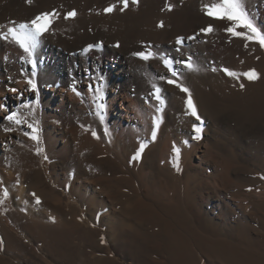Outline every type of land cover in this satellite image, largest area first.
<instances>
[{
  "label": "rangeland",
  "instance_id": "1",
  "mask_svg": "<svg viewBox=\"0 0 264 264\" xmlns=\"http://www.w3.org/2000/svg\"><path fill=\"white\" fill-rule=\"evenodd\" d=\"M7 3L0 0V7ZM220 4L129 0L123 8L120 0H23L11 9L14 16L0 17L2 38L21 22L55 13L43 42L60 47L95 38L90 56L99 49L112 57L107 45L151 51L161 70L150 76L140 57L142 75L150 78L139 95L140 119L123 127L99 121L91 139L80 130L87 143L82 168L54 159L41 124L16 116L23 123L0 128V264H264V46L226 31L235 22L207 14ZM244 5L264 29V0ZM209 25L213 31H200ZM252 69L256 80L243 75ZM168 79L189 90L199 120L187 108L189 93ZM194 125L202 129L199 139ZM31 135L41 139L32 149Z\"/></svg>",
  "mask_w": 264,
  "mask_h": 264
},
{
  "label": "bare ground",
  "instance_id": "2",
  "mask_svg": "<svg viewBox=\"0 0 264 264\" xmlns=\"http://www.w3.org/2000/svg\"><path fill=\"white\" fill-rule=\"evenodd\" d=\"M21 1L8 0L6 5L0 7V17L12 15L11 9ZM27 11L33 14L34 9ZM3 33L0 38V105L3 106L0 107V128L12 126V121L7 119L12 109L24 122L32 123L37 128L41 124L43 140L48 151L55 155V160L82 168L85 161L80 153L86 142L79 140L80 130H87L89 134L86 135L90 138L93 127L97 122H102L100 117L103 116V110L107 111L103 120L115 126L123 127L142 117L143 102L139 95L144 92V86L150 78L142 75V59L134 55L136 51L107 45L114 50L112 57L102 56L105 50L99 49L95 55L90 56L87 53L88 46L97 44L95 38L78 43L67 41L59 47L49 39L42 41L45 32L30 57L11 34ZM153 60L143 59L142 62L150 76L157 77L161 70L153 66ZM29 79L36 84L35 90L28 83ZM13 88L17 91L13 92ZM26 143L32 149L41 143V139H26ZM26 166L29 167V163ZM2 173L6 176L4 171ZM23 191L24 187L20 186L18 194L21 200ZM56 199L65 203L59 196Z\"/></svg>",
  "mask_w": 264,
  "mask_h": 264
},
{
  "label": "snow or ice",
  "instance_id": "3",
  "mask_svg": "<svg viewBox=\"0 0 264 264\" xmlns=\"http://www.w3.org/2000/svg\"><path fill=\"white\" fill-rule=\"evenodd\" d=\"M31 2V0H29ZM121 4L123 5V8H127L129 5V0H120ZM132 3H138L139 0H131ZM169 9H171V5L168 6ZM114 6H109L108 8L105 9L106 12H111L113 11ZM121 8V10H123ZM55 13H48L44 12L41 13L37 16H35L32 20L26 21V22H21L18 25L9 28L8 33L12 35V37L16 40V42L20 45L23 50L28 53V55L31 57L34 54L35 49L37 48L39 44L40 37L48 31V26L51 23L49 17L54 15ZM209 16L218 18V19H227L228 21L235 22V27H229L226 29V31L233 33L236 36H246L248 40H256L259 42L261 46H264V29H261L258 27L251 18H249L248 13L245 10V5H244V0H222V4L220 5H212L209 7V10L207 12ZM69 17L75 16L76 13L75 11L67 13ZM159 27H163V22H161ZM237 28H243L246 29L247 32H241L237 31ZM201 32H211L213 31V27L209 25L207 28H202L200 30ZM7 38V37H5ZM184 37H178L177 38V43L182 44ZM188 39H194V37H188ZM119 46V45H117ZM89 48L94 47L93 45H89ZM179 51V49H177ZM134 55L141 57L144 60H148L154 56V53L151 51H140L134 53ZM33 65L35 66V61H32ZM179 63L184 64L187 68L192 69L193 65L190 62V60H182L179 61ZM164 64L169 67V70L171 69L170 61L168 59L164 60ZM224 71L230 75V76H235L236 74L229 69H224ZM173 76H176L177 73L176 71L172 70ZM244 76L247 77L248 80H256L258 78L257 72L252 69L249 70L248 72H245L243 74ZM28 83L31 85V88L33 90L36 89V84L33 83L31 79H29ZM167 83L169 84H176L178 87L181 88V90L185 93H189V90L186 87H183V85L179 84L176 79H168ZM241 88L244 87L243 84L240 85ZM13 92H16L17 89L13 88ZM73 91H76L75 88H73ZM98 91V90H97ZM156 92V99L160 100V89L157 88L155 90ZM79 95V93H77ZM186 105L187 108L191 111V115L196 117L197 120L200 119L199 115L197 114V109L196 106L193 102V99L191 97V94L189 93L187 100H186ZM0 107H3L0 105ZM101 108L104 107V105H100ZM17 114L12 113L7 116V119L12 121L15 120L17 124L23 123V121L16 119ZM101 120H103V116L100 117ZM29 128H32V132L35 133L37 132L36 128H33L32 125H29ZM7 130V129H6ZM193 131L195 133V136L193 137L194 139H199L200 134L202 129L194 125L193 126ZM95 135V133H93ZM153 136H155V132H153ZM31 138L33 140H38L39 137L37 135H31ZM187 143V141H185ZM145 145L141 144L140 148L135 152V155L133 159H137L141 156V153L144 150ZM174 151L179 153V149H175ZM5 195H7V191H5ZM33 196L36 199V203H40V198L36 196L35 193H33Z\"/></svg>",
  "mask_w": 264,
  "mask_h": 264
},
{
  "label": "crops",
  "instance_id": "4",
  "mask_svg": "<svg viewBox=\"0 0 264 264\" xmlns=\"http://www.w3.org/2000/svg\"><path fill=\"white\" fill-rule=\"evenodd\" d=\"M3 222V221H2Z\"/></svg>",
  "mask_w": 264,
  "mask_h": 264
}]
</instances>
